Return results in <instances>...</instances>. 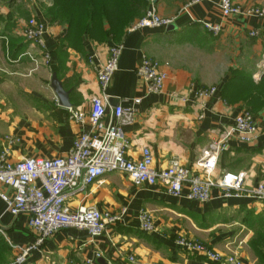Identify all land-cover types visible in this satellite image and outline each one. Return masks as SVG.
Wrapping results in <instances>:
<instances>
[{
	"label": "crops",
	"instance_id": "1",
	"mask_svg": "<svg viewBox=\"0 0 264 264\" xmlns=\"http://www.w3.org/2000/svg\"><path fill=\"white\" fill-rule=\"evenodd\" d=\"M143 1L142 18L152 11L170 24L133 29L139 19L125 27L118 40L83 38L82 49L76 51L64 44V25L47 15L51 0H0V154L7 150L10 162L65 157L74 140L89 131L88 115L96 99L104 104L106 124L113 108L132 109L131 122L122 127L131 160L138 161L147 147L155 170H164L177 159L194 172L195 161L208 144L218 140L240 112L251 108L259 123L256 141L233 143L220 156L215 174L241 172L250 189L264 184V107L258 109L264 95L253 92L264 82V20L224 17L220 0ZM234 3L241 10L264 8V0ZM32 19L42 26L43 48L32 46L22 34ZM116 46L121 48L117 70L102 91L95 71ZM142 58L157 62L166 74L160 95H147L136 74ZM229 73L238 80L224 87ZM53 74L69 92L70 108L85 116L83 123L69 120L67 108L58 105L50 88ZM245 78L251 80V92L233 98ZM210 88L216 92L209 100L196 97V92ZM0 192L11 194L1 184ZM211 199L205 204L174 199L162 186H136L122 173L104 175L85 194L68 201V207L111 215L124 209L121 221L96 239L85 231H59L32 251L25 264H214L179 248L178 237L202 243L241 264H264V203L221 198L216 189ZM140 211L151 216L154 232L139 229ZM27 222V214L6 213L0 199V242L13 249H6L3 264L12 262L17 248L34 244L36 235Z\"/></svg>",
	"mask_w": 264,
	"mask_h": 264
},
{
	"label": "built area",
	"instance_id": "2",
	"mask_svg": "<svg viewBox=\"0 0 264 264\" xmlns=\"http://www.w3.org/2000/svg\"><path fill=\"white\" fill-rule=\"evenodd\" d=\"M207 1L192 0V4ZM219 10L224 17L244 16L264 20V8L241 10L234 0H220ZM169 24V20L149 11L132 28L153 29ZM22 34L32 46L43 48L42 26L35 20L27 22ZM251 36L254 34L251 33ZM120 52L119 46L109 49L105 63L95 71L97 84L102 91L108 87L117 70ZM136 74L145 83L147 95L162 93L166 74L157 62L142 58ZM215 92V88H210L200 90L195 95L201 101H207ZM66 111L69 120L80 124L84 122L85 116L81 112L72 108ZM132 112V109L115 107L111 120L106 124L104 104L92 99L88 115L90 129L74 140L65 157H30L10 162L7 150L0 154V184L11 190V194L0 192L5 212L14 217L27 214V225L36 235L33 245L17 248L18 255L10 264H25L32 251L59 231H85L89 238L96 239L103 236L109 227L119 223L126 212L124 209L118 215H111L84 207L71 211L67 204L71 199L85 194L90 185L107 174L122 173L136 186H162L167 196L197 204L211 201L214 189L219 191L221 198H250L264 203V184L250 189L245 185V174L241 172L221 171L215 174L220 156L228 152L233 143L252 145L256 141L259 123L249 112H240L219 139L208 144L195 161L194 172L177 159H172L164 170H155L151 151L147 147L142 148L138 161L131 160L127 156L128 145L122 127L131 122ZM137 221L142 232L155 231L148 213L140 211ZM175 243L185 252L200 255L214 264H241L237 259L224 257L192 239L178 237ZM95 256L100 257L98 253Z\"/></svg>",
	"mask_w": 264,
	"mask_h": 264
},
{
	"label": "trees",
	"instance_id": "3",
	"mask_svg": "<svg viewBox=\"0 0 264 264\" xmlns=\"http://www.w3.org/2000/svg\"><path fill=\"white\" fill-rule=\"evenodd\" d=\"M52 6L47 15L52 22L63 24L66 33L64 44L76 51L82 49L83 38L94 40H118L128 25L141 19L146 9L143 0H51ZM13 2V1H10ZM227 83L238 80L233 73L228 74ZM241 89L233 96L250 93L251 80L243 79ZM261 84V83H260ZM255 85L254 91L259 90ZM264 82H262V85ZM249 98V97H248ZM251 115L255 114L247 111ZM2 239V237L0 236ZM11 250L6 242H0V264L6 260L7 250ZM13 250V249H12ZM11 250V251H12ZM16 255H14V258ZM12 259V261L14 260Z\"/></svg>",
	"mask_w": 264,
	"mask_h": 264
},
{
	"label": "water",
	"instance_id": "4",
	"mask_svg": "<svg viewBox=\"0 0 264 264\" xmlns=\"http://www.w3.org/2000/svg\"><path fill=\"white\" fill-rule=\"evenodd\" d=\"M50 88L57 99L58 105L62 108H70V103L68 99L69 92L63 90L61 83L58 81L56 75L54 74L51 76Z\"/></svg>",
	"mask_w": 264,
	"mask_h": 264
},
{
	"label": "rangeland",
	"instance_id": "5",
	"mask_svg": "<svg viewBox=\"0 0 264 264\" xmlns=\"http://www.w3.org/2000/svg\"><path fill=\"white\" fill-rule=\"evenodd\" d=\"M7 2L9 1V0H6ZM262 71H263V69H262ZM261 71V72H262ZM261 79V78H260ZM257 82H259V80L257 81ZM258 92V96H261V95H264V84L262 85V83L260 84V86H259V90L257 91ZM252 105H250V107H251ZM264 107V103H262V102H259L258 103V109H261V108H263ZM249 111H251V112H253V110H251V108L249 109ZM254 113V112H253ZM255 114V113H254ZM235 215V217H238V216H236L237 214H234Z\"/></svg>",
	"mask_w": 264,
	"mask_h": 264
}]
</instances>
